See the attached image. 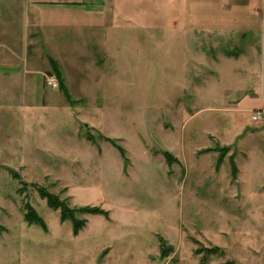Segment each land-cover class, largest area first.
Here are the masks:
<instances>
[{
  "label": "rangeland",
  "instance_id": "374dc122",
  "mask_svg": "<svg viewBox=\"0 0 264 264\" xmlns=\"http://www.w3.org/2000/svg\"><path fill=\"white\" fill-rule=\"evenodd\" d=\"M1 2L0 264H264L261 0Z\"/></svg>",
  "mask_w": 264,
  "mask_h": 264
},
{
  "label": "crops",
  "instance_id": "0c3cea01",
  "mask_svg": "<svg viewBox=\"0 0 264 264\" xmlns=\"http://www.w3.org/2000/svg\"><path fill=\"white\" fill-rule=\"evenodd\" d=\"M23 1V4L25 6V11L23 10L24 14L23 16H20L22 21V25L24 30L27 29L28 23L31 21V19L37 22H42L44 20H51L50 18H46L47 13H43V9H47L46 12H50V8L54 4H63V3H81L83 0H77V1H69V0H21ZM6 7H8L9 3L6 2ZM4 2H1L0 0V44L2 46L9 47L7 44H4L3 37H7L10 35V19H8V15L3 16ZM39 26V25H36ZM248 27V26H245ZM258 29L256 30V35L258 37V75L263 77L264 80V0H261V8L259 13V22H258ZM26 33V32H25ZM8 50L10 48H7ZM18 66L10 65L9 63L4 62L3 60H0V91L8 92V88H6L4 85L7 84V82L4 80L6 78H10L11 76L14 77L16 75H20V71L18 69ZM108 255V254H107ZM107 255H105L102 258V261L107 258Z\"/></svg>",
  "mask_w": 264,
  "mask_h": 264
},
{
  "label": "trees",
  "instance_id": "16d2710c",
  "mask_svg": "<svg viewBox=\"0 0 264 264\" xmlns=\"http://www.w3.org/2000/svg\"><path fill=\"white\" fill-rule=\"evenodd\" d=\"M51 64H52L53 69L55 71L54 74H55V76L59 82L60 72L57 68V65L55 62L54 63L52 62ZM108 141H110L111 143L113 142L111 139H108ZM114 146L118 149V151L120 152L121 155L124 154L123 149L119 145L114 144ZM40 193H41L40 195L46 199L49 207H51L53 209H60V212H61L60 218L62 221L67 220V219H69L71 221L72 233H73V235H76L79 232V230L84 226V220L76 219L74 216L68 217L67 211L69 209L67 208V206H65V204L62 200L60 201L58 199L57 196L45 191L44 189H41ZM25 209H26V211L24 212L25 221H27V223H29V224H31V223L39 224L41 227L44 228L45 224L42 221L41 217L35 211H33V209L29 205H25ZM79 210L82 212L90 213V214H105L106 213V211L99 209L98 207H95V206H84V207L80 208ZM72 212H73V210H72ZM165 254H166V252L164 251L163 247L161 246L160 255L163 257V256H166Z\"/></svg>",
  "mask_w": 264,
  "mask_h": 264
},
{
  "label": "built area",
  "instance_id": "2783aa9c",
  "mask_svg": "<svg viewBox=\"0 0 264 264\" xmlns=\"http://www.w3.org/2000/svg\"><path fill=\"white\" fill-rule=\"evenodd\" d=\"M52 81H55V79L54 78H50L49 82H52ZM262 114H263V111L259 110L252 116V119H254V120L261 119L262 118Z\"/></svg>",
  "mask_w": 264,
  "mask_h": 264
}]
</instances>
